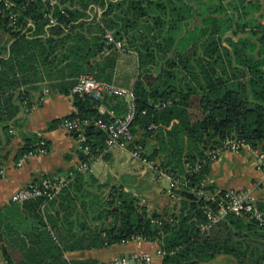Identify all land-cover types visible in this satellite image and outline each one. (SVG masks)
<instances>
[{
	"label": "trees",
	"instance_id": "1",
	"mask_svg": "<svg viewBox=\"0 0 264 264\" xmlns=\"http://www.w3.org/2000/svg\"><path fill=\"white\" fill-rule=\"evenodd\" d=\"M11 1L0 14V29L10 37L0 52V145L20 125L19 113L31 106L29 91L37 83L66 80L63 91L70 93L82 74L108 81L115 49L105 34L112 31L138 55L136 144L145 147L147 139H155L144 155L154 160L164 153L159 167L187 183L175 190L180 198L175 212L150 215L123 187L106 193L91 171L75 170L51 201L40 197L0 207V248L7 263L97 264L70 261L65 253L140 236L159 243L161 264H201L221 254L238 264H264V228L245 215L227 213L202 229L207 208H218L196 194L201 187L217 192L203 184L211 150L225 141L243 139L264 152V0H59L54 6L48 0ZM144 38L153 43H141ZM201 44L214 50L200 53ZM106 48L111 53L103 56ZM225 62L228 67L221 71L218 65ZM227 68L234 79L226 76ZM176 69L194 72L198 83L181 87ZM107 100L119 97L74 95L76 110L65 118L108 119L109 112L100 113ZM165 102L170 103L163 107ZM116 111V116L127 113ZM86 137L94 152L106 148L107 134L95 124L86 128ZM24 140L17 159L36 150L41 138L34 134ZM79 157L86 159L81 152Z\"/></svg>",
	"mask_w": 264,
	"mask_h": 264
},
{
	"label": "crops",
	"instance_id": "2",
	"mask_svg": "<svg viewBox=\"0 0 264 264\" xmlns=\"http://www.w3.org/2000/svg\"><path fill=\"white\" fill-rule=\"evenodd\" d=\"M98 14L100 15L99 11ZM118 51L114 54H110L111 52L102 54L103 56L110 54L114 57L115 62L106 69L109 76L108 81L101 82L133 89V84L139 73L138 56L135 57L133 50ZM126 55H130L132 58ZM84 75L86 74L81 76ZM81 76L77 78V81ZM89 76L93 77L91 74ZM65 81L59 79L37 83L35 88L29 91L31 106L23 107L19 113L20 125L12 127L11 140L0 145V207L8 205L12 194L20 187L31 181H39L46 176H67L79 163L80 157L75 136L62 128L61 124L49 128L53 121L63 119L76 110L73 88L70 93L63 91ZM102 107L114 114L118 113L116 110L121 108L126 109V112L129 109L127 101L122 97H119V100H107ZM34 134L46 141L48 153L30 156L21 166H17L19 149L25 143L24 136ZM136 136L139 138L141 131L136 133ZM154 141L155 139L150 138L147 139L145 147L141 145L144 153L150 143H154ZM123 152L125 151H109L107 159L104 157L103 160L98 159L99 161L96 160L97 162L93 163L91 172L99 179L108 176L110 171L114 172L116 180L114 185L118 184L126 192L135 195L140 204L148 208L150 215L154 212L160 214L175 212L179 206L180 198L177 194L176 197L172 195L170 184L168 188L162 190L155 189L153 185H142V183L148 184L149 181L153 184L154 182L160 183L164 178L170 182L165 170L159 172L152 167V164L159 166L164 153H160L154 160H149L150 163H144L130 155L132 163L126 164L122 160ZM116 164L119 167L117 170H115ZM119 171L127 174L129 180H132L135 186L134 192L126 183L118 182ZM204 183L211 184L217 191L227 189L247 191L258 207L264 204V172L256 168L255 156L247 149L223 151L218 159L211 162ZM0 244L2 246L4 242ZM158 249L157 241L133 240L104 248L68 251L65 253V258L70 261L93 259L98 264L101 261L139 251L153 254V264H161L162 257L157 255ZM0 264H8L1 248ZM201 264H238V261L232 255L221 254Z\"/></svg>",
	"mask_w": 264,
	"mask_h": 264
},
{
	"label": "built area",
	"instance_id": "3",
	"mask_svg": "<svg viewBox=\"0 0 264 264\" xmlns=\"http://www.w3.org/2000/svg\"><path fill=\"white\" fill-rule=\"evenodd\" d=\"M50 5L59 3V0H49ZM11 0H0V14L4 9H9L13 6ZM64 13L65 10L62 9ZM100 13V9H99ZM17 14H11L10 17L16 19ZM52 23H56V19H51ZM108 46L115 50H124L125 43L122 39L115 37L113 32L108 31L105 34ZM111 48H106L104 52H109ZM132 51V50H129ZM72 92L77 96L91 95L96 99H102L105 95H112L124 98L128 103V112L123 116H116L114 113L109 112V118H64L61 122V127L67 132L72 133L77 139V150L83 153L86 159L80 160L74 170L67 176H46L39 181H31L28 184L16 190L11 198L12 203H23L30 199L44 198L46 202L53 200L57 197L60 191L68 183V177H73L75 170L79 172L91 171L93 163L98 159H103L109 151H128L134 158L139 159L144 163H150L149 159L144 155V150L141 145L136 144V137L132 131L133 122L135 120L137 108L136 97L133 89L116 86L110 83L101 82L92 76H81L77 83L74 85ZM170 102L162 103V106L168 105ZM28 110V109H27ZM108 112L102 105L100 106V113ZM146 114V110L142 111ZM95 124L107 134L106 148L103 151H93L92 145L88 142L86 137V128ZM10 132H12L10 130ZM36 150L24 153L16 165L21 166L25 160L30 156L38 154H47L48 146L45 140L41 139L38 143ZM247 149L255 156V166L257 169L264 172V152L259 149L253 148L249 143L243 139H232L224 142L223 146L214 148L210 152V159L216 160L225 150L240 151ZM154 169H159V166L152 164ZM166 172V171H165ZM167 173L170 179V192L176 197L175 190L180 189L183 182L180 178L175 177L171 173ZM205 186V183L203 184ZM196 194L205 199L213 200L217 204L218 211L209 207L206 210V222L201 224L202 229H209L217 224L227 213H235L245 215L250 219L258 222L259 226L264 228V209H259L247 191L237 189H227L224 191L210 192L199 188ZM134 241H142L143 239L138 236L133 239ZM132 240V241H133ZM130 242V241H128ZM127 243V242H126ZM164 252L161 249L157 250V255L162 256ZM154 256L149 252L135 251L127 255L112 258L110 260L101 261L98 264H153Z\"/></svg>",
	"mask_w": 264,
	"mask_h": 264
},
{
	"label": "rangeland",
	"instance_id": "4",
	"mask_svg": "<svg viewBox=\"0 0 264 264\" xmlns=\"http://www.w3.org/2000/svg\"><path fill=\"white\" fill-rule=\"evenodd\" d=\"M44 1H47V0H44ZM54 5H56V4H54ZM54 5H52V6H54ZM11 14H14V13L13 12H10V15ZM100 14H101V10H100ZM263 22H264V17H263ZM229 35H231V33H229ZM223 38L225 39V37H223ZM8 41H10L9 35L7 33H5L3 30L0 29V52H3V48L5 46H7ZM140 41H141V43H143L145 45H149V44H152L153 43V42H151L150 40H148L146 38H144V39H142ZM212 47L213 46L206 47V45L201 44L200 45V53L204 52L207 49H208V51L214 50V49H212ZM112 50H114V49H112ZM133 51H135V50H133ZM117 52H119V51L118 50H114L112 53H117ZM134 55H135V57L138 56L136 51H135V54ZM126 56L132 58L130 55H126ZM218 67L220 68L221 71H224V69H226V67H228V64L226 62L225 63H221L220 65H218ZM181 69L183 70L182 66H181ZM181 69H176L173 72L175 74V78L177 79L178 84L181 87H184L185 88L189 84H196V83H198V81H197V79L195 77L194 72L193 73H189L187 71H181ZM227 71L229 72V73L226 74V76L228 78L230 77V75L234 74V73H232L229 70V68H227ZM200 77H201V75H200ZM231 77L233 78L234 75H232ZM100 160H103V159H100ZM122 160L126 164H131L132 163V160L130 158V153L128 151H125V152L122 153ZM97 161H99V160H97ZM118 168H119L118 167V164H116L115 165V170H117ZM157 171H159V172L162 171L163 172L164 169H162L161 167H159V169H157ZM117 178H118V182L119 183L120 182L126 183L128 185V187H130V190L132 192H134L135 186L132 183V180H129V176L127 174H124L122 172L120 173V171H119V173L117 175ZM98 180H99L98 181L99 182V185L100 184H103L104 185L103 188H102V191H105L106 193H109L111 191V189H112L113 186H116V187L119 186L118 184L114 185V183H115L116 180H115L114 172H112V171H110V174L108 173V176H103L100 179L98 178ZM169 184H170V182L167 179H165V178L160 183L154 182V184H153L150 181L148 182V184L142 183V185H145V186L153 185V187L155 189H157V190H162L164 188H168L169 187ZM95 186H96V188H98V185L97 184L92 185V188L95 187Z\"/></svg>",
	"mask_w": 264,
	"mask_h": 264
}]
</instances>
